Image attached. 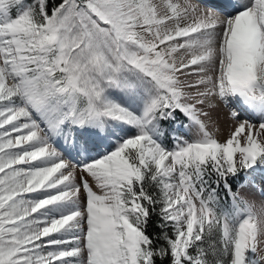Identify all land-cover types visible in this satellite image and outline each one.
<instances>
[{
	"label": "snow or ice",
	"instance_id": "6c2138e0",
	"mask_svg": "<svg viewBox=\"0 0 264 264\" xmlns=\"http://www.w3.org/2000/svg\"><path fill=\"white\" fill-rule=\"evenodd\" d=\"M257 174L264 0H0V264H264Z\"/></svg>",
	"mask_w": 264,
	"mask_h": 264
},
{
	"label": "bare ground",
	"instance_id": "6f19581e",
	"mask_svg": "<svg viewBox=\"0 0 264 264\" xmlns=\"http://www.w3.org/2000/svg\"><path fill=\"white\" fill-rule=\"evenodd\" d=\"M215 2H217V0H207L208 4L215 3ZM223 108L224 107L221 106V107L213 110L212 114H213V118L216 121L219 122V126L221 127L222 132L225 133L226 129L231 124V120H230V118H228V116H230V115L228 114V116H227L226 115V111H223V110H226V109H223ZM242 118H244V117L242 116ZM259 178H260L259 180L261 181V177L260 176H259Z\"/></svg>",
	"mask_w": 264,
	"mask_h": 264
},
{
	"label": "rangeland",
	"instance_id": "374dc122",
	"mask_svg": "<svg viewBox=\"0 0 264 264\" xmlns=\"http://www.w3.org/2000/svg\"><path fill=\"white\" fill-rule=\"evenodd\" d=\"M223 109H226V110H223V111H226V115L228 116V114L230 115V111L231 110H229L228 108H223ZM212 116H213V114H212ZM230 116H228V118H229ZM242 118V117H241ZM214 119V118H213ZM215 120V119H214ZM231 120V119H230ZM216 121V120H215ZM218 122V121H217ZM234 122L231 120V124H233ZM230 124V125H231ZM218 125H219V122H218ZM229 125V126H230ZM165 127H167V125H165ZM220 127V126H219ZM229 128V127H228ZM228 128L226 129V131H225V133L227 132V130H228ZM220 129H221V127H220ZM259 176H260V174H257L256 175V177H255V185L253 186L254 187V189H255V191H254V193L253 192H249L247 195H248V197L250 198V199H253L257 204H259L260 202H261V200H264V197H261L260 195H259V191H260V183H261V181L259 180L260 178H259Z\"/></svg>",
	"mask_w": 264,
	"mask_h": 264
},
{
	"label": "trees",
	"instance_id": "16d2710c",
	"mask_svg": "<svg viewBox=\"0 0 264 264\" xmlns=\"http://www.w3.org/2000/svg\"><path fill=\"white\" fill-rule=\"evenodd\" d=\"M241 182H243V181H241Z\"/></svg>",
	"mask_w": 264,
	"mask_h": 264
}]
</instances>
